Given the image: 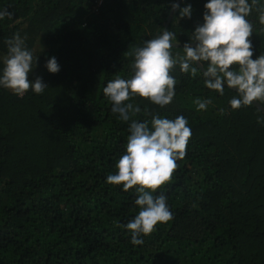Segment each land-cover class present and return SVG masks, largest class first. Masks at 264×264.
I'll list each match as a JSON object with an SVG mask.
<instances>
[{
  "label": "trees",
  "instance_id": "16d2710c",
  "mask_svg": "<svg viewBox=\"0 0 264 264\" xmlns=\"http://www.w3.org/2000/svg\"><path fill=\"white\" fill-rule=\"evenodd\" d=\"M178 0H176L177 2ZM207 0H182L191 18L165 30L177 35L173 52L203 22ZM173 0H0V55L19 33L39 55L28 79L42 78V94L17 96L0 88V264H264V113L230 109L236 93L204 87L177 65L176 97L164 108L136 98L141 112L189 121L192 135L165 195L173 219L157 224L134 246L123 227L138 214L135 187L107 184L125 152L129 122L111 112L103 94L126 52L164 30ZM255 59L264 54V25L249 17ZM175 43V41H174ZM56 57L60 71L44 67ZM211 99L197 111L195 98ZM264 107V101L258 102Z\"/></svg>",
  "mask_w": 264,
  "mask_h": 264
},
{
  "label": "clouds",
  "instance_id": "9594fccd",
  "mask_svg": "<svg viewBox=\"0 0 264 264\" xmlns=\"http://www.w3.org/2000/svg\"><path fill=\"white\" fill-rule=\"evenodd\" d=\"M171 8L178 11L177 19L192 16L190 4L180 8V3L173 0ZM254 8L259 23L264 25V0H207L203 22L191 32L182 54L173 52V46L178 44L177 35L169 30L160 31L154 38L144 40L142 46L126 52L132 58L127 77L118 72L104 86L103 94L111 104V112L124 122L130 121L125 152L115 164V174H108L105 182L122 185L124 191L135 187L134 204L139 211L123 225L130 233L132 245H142V237L151 234L157 224L174 218L166 196L154 193L170 181L177 161L186 155L192 135L183 115L169 119L145 109L150 119H134L141 108L133 101L144 98L161 109L169 105L177 95V80L170 74L177 65L190 78L200 75L204 87L220 95H224L225 87L234 90L236 94L228 102L230 109L264 101V54L253 59L249 39L254 32L249 20ZM11 15L6 9L0 10V20ZM25 41L26 37L19 33L5 41L6 54L0 55V88L17 96L29 90L39 95L48 86L40 77L28 79L39 55ZM44 67L51 74L60 71L54 56L46 60ZM193 103L197 111H206L212 100L197 97Z\"/></svg>",
  "mask_w": 264,
  "mask_h": 264
},
{
  "label": "water",
  "instance_id": "95a60500",
  "mask_svg": "<svg viewBox=\"0 0 264 264\" xmlns=\"http://www.w3.org/2000/svg\"><path fill=\"white\" fill-rule=\"evenodd\" d=\"M180 1L181 0H178L177 2L178 3H180ZM173 13H174V11H172V9H171V11H170V13H169V15H168V17H167V21H166V23L164 24V30H165V28L169 25V23H170V21H171V19H172V17H173ZM178 46V44H176V45H174L173 47H177ZM234 91V90H233ZM253 103V105L255 106V107H257V108H261L262 110V112L264 113V107H262L260 104L258 105L257 103L258 102H256V101H253L252 102Z\"/></svg>",
  "mask_w": 264,
  "mask_h": 264
},
{
  "label": "built area",
  "instance_id": "2783aa9c",
  "mask_svg": "<svg viewBox=\"0 0 264 264\" xmlns=\"http://www.w3.org/2000/svg\"><path fill=\"white\" fill-rule=\"evenodd\" d=\"M104 0H95V8L100 7Z\"/></svg>",
  "mask_w": 264,
  "mask_h": 264
}]
</instances>
